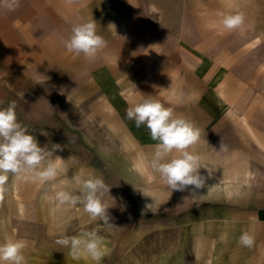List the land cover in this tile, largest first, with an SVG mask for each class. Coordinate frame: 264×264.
<instances>
[{
	"label": "crops",
	"instance_id": "crops-1",
	"mask_svg": "<svg viewBox=\"0 0 264 264\" xmlns=\"http://www.w3.org/2000/svg\"><path fill=\"white\" fill-rule=\"evenodd\" d=\"M236 10L243 35L221 24ZM92 19L107 47L89 61L62 40ZM147 95L201 129L189 150L206 167L202 197L170 192L147 167L156 141L126 117ZM0 101L16 102L38 146L76 161L55 188L10 177L0 243L25 240V264H94L54 242L92 229L111 248L101 264H264V0H21L0 10ZM80 169L110 187L115 227L80 205L56 210L55 190H75Z\"/></svg>",
	"mask_w": 264,
	"mask_h": 264
},
{
	"label": "clouds",
	"instance_id": "clouds-1",
	"mask_svg": "<svg viewBox=\"0 0 264 264\" xmlns=\"http://www.w3.org/2000/svg\"><path fill=\"white\" fill-rule=\"evenodd\" d=\"M74 2L75 0H67L69 4ZM20 4L21 0H0V10L14 12ZM221 24L224 29L230 32L238 30L243 35L246 31V16L243 11L236 10L223 15ZM62 44L68 53L83 55L89 61L95 60L99 52L107 47V41L98 34L97 24L93 19L74 24L70 35L62 40ZM16 108L15 101H10L6 107H0V202L9 190L10 177L41 185L50 184L55 188L57 178L69 170L67 161L76 163L74 157L65 161L54 156L57 150H62L59 144H53L51 150L47 146H38L27 126L18 121ZM126 117L134 121L137 128L145 126L151 139L156 141L146 165L152 173L158 174L166 188L170 192H183L187 186H194L191 199L202 197L196 190L205 187V177L200 175L199 169L206 167L201 156L189 150L199 142L201 129L187 118L174 114L171 107H165L151 95L129 106ZM70 181L76 186L75 190L61 188L54 192L52 200L56 210L80 205L92 221L100 220L107 229L115 227L108 213L109 206L103 199L110 191L104 179L80 169L74 172ZM150 205L152 204L147 205L143 211L150 210L153 213ZM54 242L67 248L74 260L85 259L101 264L111 254L108 241L97 229L81 230L71 236L61 234ZM254 242L255 238L249 231H243L238 238V244L245 248L251 249ZM26 247L27 242L23 239H5L0 243V264H25Z\"/></svg>",
	"mask_w": 264,
	"mask_h": 264
}]
</instances>
